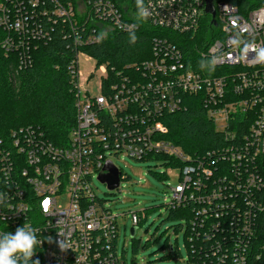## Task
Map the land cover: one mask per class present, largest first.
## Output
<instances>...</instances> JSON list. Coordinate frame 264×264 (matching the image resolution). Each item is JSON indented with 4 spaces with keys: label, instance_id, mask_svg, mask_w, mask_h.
<instances>
[{
    "label": "built area",
    "instance_id": "built-area-1",
    "mask_svg": "<svg viewBox=\"0 0 264 264\" xmlns=\"http://www.w3.org/2000/svg\"><path fill=\"white\" fill-rule=\"evenodd\" d=\"M231 1L213 0L212 18L206 0H145L150 16L138 20L136 0H0V46L19 53V68L30 64L34 43L51 41L56 25L80 48L98 44L102 33H132L145 24L199 40L188 53L166 36L155 37L149 60L120 69L86 55L100 70L96 95L88 88L94 71L78 70V55H85L78 50L70 72L75 125L67 144L53 145L31 128L0 137V231L37 229L34 261L124 264L117 253L120 215L92 184L109 174L107 165L126 179L114 164L121 155L178 172L167 210L190 211L192 220L180 228L188 231L190 253L181 258L171 247L174 264H245L264 250V64L255 59L264 48V0ZM205 17L211 29L204 33ZM233 36L255 47L241 58ZM217 54L215 71H201V58ZM182 96L199 98L224 146L193 157L163 138L164 117L182 108ZM237 116L239 136L230 126ZM130 218L136 228L145 215Z\"/></svg>",
    "mask_w": 264,
    "mask_h": 264
},
{
    "label": "trees",
    "instance_id": "trees-1",
    "mask_svg": "<svg viewBox=\"0 0 264 264\" xmlns=\"http://www.w3.org/2000/svg\"><path fill=\"white\" fill-rule=\"evenodd\" d=\"M62 29L56 25L51 32L50 42L32 45L31 62L25 68H19L18 52L7 51L3 45L0 46V137L7 136L12 130L31 128L53 145L67 144L69 132L75 125L74 90L70 72L78 50L93 57L99 65L108 63L120 69L126 64L149 60L151 42L155 37L166 36L173 44L185 47L188 53H192L194 41H199H193L190 36L184 40L177 34L169 36L145 24L132 33L113 30L103 35L98 44L80 48L63 37ZM202 29L204 33L211 29L207 17L203 20ZM133 76L139 79L141 75ZM239 119L237 116L230 123L236 136H239ZM164 123L168 133L163 138L180 148L184 154L201 157L226 144L224 134L216 131L213 121L207 116L206 108L197 97L182 96V108L174 114L166 115ZM156 158L166 159L161 156ZM167 160L169 165L174 164L173 160ZM155 176L165 180L159 174ZM189 212L169 210L170 217L182 219L186 228L192 220ZM187 234L188 231L184 232L186 254L190 253L187 249ZM255 252L257 255L251 253L245 264H264V250Z\"/></svg>",
    "mask_w": 264,
    "mask_h": 264
},
{
    "label": "rangeland",
    "instance_id": "rangeland-1",
    "mask_svg": "<svg viewBox=\"0 0 264 264\" xmlns=\"http://www.w3.org/2000/svg\"><path fill=\"white\" fill-rule=\"evenodd\" d=\"M85 56L78 55V70L84 76L94 71L88 88L91 94L96 95L100 70H94L95 63L86 62ZM114 164L126 179L116 181L104 174L100 179L93 177L92 184L95 195L105 202L107 208L120 215L118 257L123 258L124 264H174L176 261L169 257L172 247L184 258V232L180 230L184 221L176 216L170 217L167 210L172 189L178 182V172L161 166L157 161H134L125 155L115 159ZM155 174L165 180H160ZM132 212L145 215L144 222L135 228L134 239L130 234Z\"/></svg>",
    "mask_w": 264,
    "mask_h": 264
},
{
    "label": "clouds",
    "instance_id": "clouds-1",
    "mask_svg": "<svg viewBox=\"0 0 264 264\" xmlns=\"http://www.w3.org/2000/svg\"><path fill=\"white\" fill-rule=\"evenodd\" d=\"M137 19L147 20L150 16V10L146 7L145 0H136ZM103 33L98 39L103 38ZM134 40L135 37L133 36ZM230 44L237 49L241 58L247 56L248 52L255 46L238 36L230 38ZM255 59L257 62L264 64V48H259L256 52ZM222 60V56L210 55L202 57L199 61L201 71L213 72L216 66ZM4 200L0 198V203ZM41 245L38 239L37 229L28 226H22L16 229L15 233L0 231V264H40L39 260L32 258L37 254L36 248ZM64 248V242L60 244Z\"/></svg>",
    "mask_w": 264,
    "mask_h": 264
},
{
    "label": "water",
    "instance_id": "water-1",
    "mask_svg": "<svg viewBox=\"0 0 264 264\" xmlns=\"http://www.w3.org/2000/svg\"><path fill=\"white\" fill-rule=\"evenodd\" d=\"M212 1L213 0H206V7H205V12L207 13V14H210L211 16H212V18L214 17V10H213V7H212ZM105 170L107 171V172H109V176H111L113 179H115L116 181H118L119 180V173L117 172V170L115 169V168H113L111 165H107L106 167H105ZM102 177V176H101ZM100 177V178H101ZM135 228H132L131 230H130V234H131V238H133L134 237V235H135ZM134 239V238H133Z\"/></svg>",
    "mask_w": 264,
    "mask_h": 264
}]
</instances>
